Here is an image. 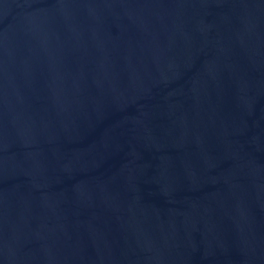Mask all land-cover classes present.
<instances>
[{
    "label": "water",
    "instance_id": "95a60500",
    "mask_svg": "<svg viewBox=\"0 0 264 264\" xmlns=\"http://www.w3.org/2000/svg\"><path fill=\"white\" fill-rule=\"evenodd\" d=\"M0 264H264V0H0Z\"/></svg>",
    "mask_w": 264,
    "mask_h": 264
}]
</instances>
